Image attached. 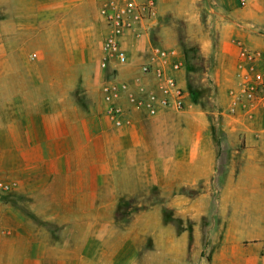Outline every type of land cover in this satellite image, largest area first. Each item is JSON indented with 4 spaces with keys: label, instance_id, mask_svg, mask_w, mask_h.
I'll return each instance as SVG.
<instances>
[{
    "label": "crops",
    "instance_id": "obj_1",
    "mask_svg": "<svg viewBox=\"0 0 264 264\" xmlns=\"http://www.w3.org/2000/svg\"><path fill=\"white\" fill-rule=\"evenodd\" d=\"M9 1L14 7L0 18V67L7 66L5 59L27 58L35 50L40 85H34L35 92L23 85H0L5 86L0 95V170L40 217V229L13 206L2 204L0 264H140L136 236L142 233L154 240L146 255L150 264H187L184 231L177 234L163 220V208L187 216L190 198L179 189L199 184L209 188L219 157L206 112L185 89L184 69L174 73L186 93L182 108L160 109L152 116L132 109L129 122L116 126L102 97L110 68L103 69L100 62L105 26L98 1L37 0V7L33 0ZM212 2L217 45L212 49L206 33L199 46L202 56L213 53L212 82L227 93L234 82L237 43L264 48V0ZM157 11L164 13V0L157 1ZM158 23L159 18L154 29ZM34 24L40 25L39 39L29 36ZM151 33H125L122 45L135 62L121 67L119 77L137 72V55L158 42ZM178 56L184 63L179 50ZM121 103L128 106L125 99ZM246 137L252 144L253 136ZM242 153L241 171L255 169L261 180L234 177L235 163L230 161L220 188V211L222 203L232 200L230 192H242L248 200L253 199L248 186L264 187V146ZM208 196L206 188L194 201ZM257 199L264 201V190ZM125 201L130 203L126 222L118 220L119 204ZM145 202L150 204L133 209ZM258 220L262 235L246 255L234 249L228 264H264V215ZM227 232L252 230L230 223Z\"/></svg>",
    "mask_w": 264,
    "mask_h": 264
},
{
    "label": "rangeland",
    "instance_id": "obj_2",
    "mask_svg": "<svg viewBox=\"0 0 264 264\" xmlns=\"http://www.w3.org/2000/svg\"><path fill=\"white\" fill-rule=\"evenodd\" d=\"M40 0H38L39 2ZM158 1V0H157ZM35 7L37 0H33ZM240 3V1L238 0ZM241 4V3H240ZM33 6V3H29ZM165 11L158 14L159 23L151 33L152 40L158 41L162 46L178 49L184 55V78L186 82L185 89L188 90L192 100L205 110L210 129L213 133L214 145L217 156L219 157L218 169L216 170L214 181L210 187L199 184L194 187H181L179 190L190 198L188 202V214L185 217L174 215V211L169 208H163V220L172 223L176 233L184 231L186 241L188 242V262L187 264H228L229 258H233L234 249H241L246 255L252 242L262 234L258 233L261 228L259 217L264 215V201L257 199L262 195L264 187L260 184L248 186L252 191V198L248 200L242 192L234 194L230 192L232 200L222 203L219 210V193L223 188V183L227 172L230 170L228 163L234 161V177H242L245 180L252 181L260 179V172L255 169L241 171L240 165L244 154L243 149L251 146H264V114L257 116L250 122L241 123L238 121H229L228 118H222L218 111L225 108L229 102L227 93H220L213 84L211 70L215 64L213 53L207 57L202 56L200 52V41L203 35L208 33L212 40V49L216 48L217 37L214 24V4L212 0H164ZM14 5L9 0H0V18L10 14V8ZM36 12V11H34ZM29 36L40 37V25L29 27ZM157 32H160L158 35ZM102 34L100 39L102 40ZM157 42V43H158ZM7 66L0 67V85H23L24 88L33 89L34 85H40V56L36 51H30L27 58H8L5 59ZM24 85H27L25 87ZM33 85V86H32ZM21 87V86H20ZM8 91L10 89H6ZM11 92V91H10ZM5 93V86L0 87V95ZM229 132V134H228ZM235 134V135H233ZM246 134L253 136V143L247 142ZM228 135L234 137L228 138ZM263 141V143L261 142ZM231 142V144H229ZM259 144V145H258ZM236 152H231L232 149ZM4 183L10 186L5 188ZM209 191L208 199L194 201L196 196L204 190ZM234 194V195H233ZM21 192L17 187L10 184L4 170H0V206L8 204L18 210V214L32 221L40 229V217L29 210L28 203L25 202ZM5 202V203H4ZM150 203H135L133 209L143 208ZM240 205L237 211L232 205ZM249 205V209H243L242 206ZM40 206V203H35ZM263 208H259V207ZM130 203L125 201L119 204V221L129 218ZM0 210V222L3 215ZM244 219H248L247 222ZM248 227L250 233H229V225ZM6 231V229H4ZM255 230V231H254ZM138 242V262L140 264H150L146 255L148 249L152 248L154 240L151 234H140L136 236ZM262 252L264 250L262 249ZM233 260V259H231Z\"/></svg>",
    "mask_w": 264,
    "mask_h": 264
},
{
    "label": "built area",
    "instance_id": "obj_3",
    "mask_svg": "<svg viewBox=\"0 0 264 264\" xmlns=\"http://www.w3.org/2000/svg\"><path fill=\"white\" fill-rule=\"evenodd\" d=\"M98 13L105 26L102 39L101 67L110 68L101 90L106 113L116 126L129 122L132 109H144L149 116L160 109L184 106L185 89L175 71L183 67L178 50L150 42L144 54H138L137 72L119 77L121 67L134 63L122 45L125 33L150 35L158 18L157 0H97ZM241 5L246 0H239ZM238 54L233 68V85L228 89L229 102L218 111L224 119L252 121L264 114V48L237 43ZM125 99L128 106L121 101ZM5 188L9 184L4 183Z\"/></svg>",
    "mask_w": 264,
    "mask_h": 264
}]
</instances>
